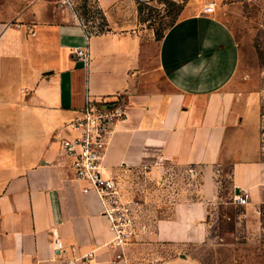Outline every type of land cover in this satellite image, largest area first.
Listing matches in <instances>:
<instances>
[{
  "label": "crops",
  "instance_id": "1",
  "mask_svg": "<svg viewBox=\"0 0 264 264\" xmlns=\"http://www.w3.org/2000/svg\"><path fill=\"white\" fill-rule=\"evenodd\" d=\"M95 1L109 30L87 36L62 0H0V264H204L195 252L230 194L219 188L227 167L231 199L250 194L245 206L229 204L261 222L263 92L239 76L241 46L219 0L179 18L160 41L121 28L113 14L155 0ZM78 46L88 61L73 55ZM116 95L125 118L106 149L107 174L120 186L135 174L165 185L185 170L198 183L176 189L163 217L138 211L122 261L102 203L74 177L60 141L79 136L69 124L87 99Z\"/></svg>",
  "mask_w": 264,
  "mask_h": 264
},
{
  "label": "rangeland",
  "instance_id": "2",
  "mask_svg": "<svg viewBox=\"0 0 264 264\" xmlns=\"http://www.w3.org/2000/svg\"><path fill=\"white\" fill-rule=\"evenodd\" d=\"M74 1L78 3V0ZM203 2L215 3V0L137 1L135 10H131L128 5H122L113 14L121 28L136 27L143 36L151 35L156 41H160V33L164 35L179 18L194 12ZM225 2L219 0L218 7L222 17L239 39V76L242 79L251 78L263 92L261 107L264 117V5H224ZM88 3L92 6H89L87 12L81 8L80 16L95 32L106 33L109 29L105 14L95 0H89ZM228 174L227 167L218 179L222 194H230L221 200L222 205L213 210L207 245L198 249L195 255L204 264H264V206L260 208V223L248 218L244 207L231 206L229 199L232 192L229 190ZM197 184L195 175L185 170H177L165 185L146 180L144 174H135L124 183L121 181V187L135 193L143 203L146 217L151 215L154 218L163 217L166 200L176 189H192Z\"/></svg>",
  "mask_w": 264,
  "mask_h": 264
},
{
  "label": "built area",
  "instance_id": "3",
  "mask_svg": "<svg viewBox=\"0 0 264 264\" xmlns=\"http://www.w3.org/2000/svg\"><path fill=\"white\" fill-rule=\"evenodd\" d=\"M77 4L74 0H62L68 20L75 21L87 36L99 33L85 23L79 12L82 7ZM89 6L92 5L88 3V9ZM212 6L213 3L208 10ZM73 55L78 60L88 61L87 46L75 47ZM125 109V101L121 95L99 100L89 98L81 115L69 124L79 131V136L74 140L59 139L61 151L72 159L74 177L85 183V190L94 192L102 203L103 215L108 220L113 235L111 248L115 250V260L119 261L124 260L125 247L136 235L137 213L143 207L138 196L126 192L115 177L107 174L104 167L106 149L116 133V126L125 118ZM231 200L236 206H245L250 201V194H236Z\"/></svg>",
  "mask_w": 264,
  "mask_h": 264
},
{
  "label": "trees",
  "instance_id": "4",
  "mask_svg": "<svg viewBox=\"0 0 264 264\" xmlns=\"http://www.w3.org/2000/svg\"><path fill=\"white\" fill-rule=\"evenodd\" d=\"M88 1L89 0H78V7H82L84 9L85 12L88 11V7H87V4H88ZM163 34L160 33L159 36H158V39L161 40L163 38Z\"/></svg>",
  "mask_w": 264,
  "mask_h": 264
},
{
  "label": "water",
  "instance_id": "5",
  "mask_svg": "<svg viewBox=\"0 0 264 264\" xmlns=\"http://www.w3.org/2000/svg\"><path fill=\"white\" fill-rule=\"evenodd\" d=\"M237 193H239V192L237 191Z\"/></svg>",
  "mask_w": 264,
  "mask_h": 264
}]
</instances>
